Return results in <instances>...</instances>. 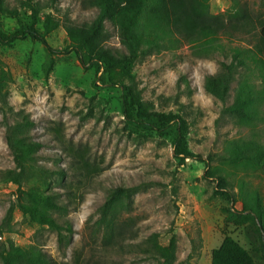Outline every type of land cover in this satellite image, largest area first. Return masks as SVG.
Segmentation results:
<instances>
[{
    "label": "rangeland",
    "instance_id": "374dc122",
    "mask_svg": "<svg viewBox=\"0 0 264 264\" xmlns=\"http://www.w3.org/2000/svg\"><path fill=\"white\" fill-rule=\"evenodd\" d=\"M6 1L21 17L31 15L27 0ZM33 1L40 7L50 4V0ZM237 1L259 19L264 17V0ZM233 3L209 0L210 13L223 14ZM50 13L62 26L47 36V45L31 39L0 44L1 86L8 96V108H0V264L9 241L15 247L40 249L58 264H160L131 248L153 233L160 234L162 244L176 235L175 264H212L213 253L228 238L252 252L260 225L242 199L240 183H246L249 194L258 193L264 214V156L259 169H245L235 167L225 150L228 142L240 139L264 146V104L251 126L223 113L250 69L232 84L226 102L204 87L206 77L216 74L221 62L231 60V48L248 47L249 40L222 36L224 48L207 56H199L194 45L183 41L159 52L149 50L132 67L97 73L75 53L64 51L69 39L63 24L67 20L89 24L98 10L90 0H59L55 9L43 8L40 19ZM1 19L6 31L15 29L14 19ZM105 29L107 47L124 51L118 27L107 21ZM50 49L56 53L50 55ZM50 58L53 63L47 73ZM251 70H255V87L261 90L264 82L254 65ZM132 83L141 90L142 103L152 110L186 119L184 147L192 157L181 161L183 155H175V127L160 133L127 122L122 86ZM23 116L33 124L27 136L41 148L35 166L28 165L16 185L8 182L9 171L19 172L8 136ZM54 172L65 173L63 184ZM220 177L228 182L233 201L218 193ZM120 187L136 191L129 210L120 215L133 224L126 229L123 247L108 249L97 222L109 193ZM36 192H54L67 205L55 216L72 225L68 245L47 224L24 213L26 205L42 209L31 198Z\"/></svg>",
    "mask_w": 264,
    "mask_h": 264
},
{
    "label": "trees",
    "instance_id": "16d2710c",
    "mask_svg": "<svg viewBox=\"0 0 264 264\" xmlns=\"http://www.w3.org/2000/svg\"><path fill=\"white\" fill-rule=\"evenodd\" d=\"M59 0H50L49 6L40 7L33 0H27L25 6L31 15L24 17L16 9H10L6 0H0V44L14 45L16 42L31 39L47 45V36L62 26L61 20H54L50 13L40 19L43 8L55 9ZM90 6L98 10L96 18L89 24H75L67 20L63 26L69 39L66 53H75L84 66L92 67L97 73L113 72L116 68L132 67L134 62L149 50L158 52L166 48L176 47L186 41L195 46L199 56L224 48L221 37L227 39L249 40L248 47L231 48V60L220 63L216 74L205 79V90L216 99L226 102L232 84L237 82L244 72L250 74L239 80V86L233 103L223 110L224 114L239 119L245 125H253L259 120L260 106L264 104V83L261 90L256 89L252 77L257 68L259 78L264 82V17H256L249 7L237 0L225 13H210L209 0H90ZM1 16L14 19L16 27L13 31L3 28ZM109 21L118 27L119 39L124 51L112 50L107 47V31L105 23ZM41 24V27L38 25ZM56 53L50 49V55ZM52 58L47 62V73L52 67ZM0 65V108H8L7 94L3 93L1 80L4 71ZM116 85V84H115ZM142 92L134 83L122 86V108L130 125L146 128L149 126L160 133H169L176 128L174 141L175 155L181 158L192 157L184 147L185 132L188 124L185 118L171 114L158 113L142 103ZM29 116L15 125L14 131L8 136V145L12 151L18 173L9 171L8 182L20 185L21 178L28 165L35 166L34 157L41 148V143L27 136L32 127ZM225 154L235 167L260 168V158L264 156V146L253 140H232L227 143ZM65 177L64 172H54ZM220 179V180H219ZM218 193L226 194L233 201L234 194L228 182L220 177ZM230 190V191H229ZM242 199L249 211L254 214L260 225V236L254 244L252 252L234 240L226 239L221 247L212 255V264H264V214L261 212L258 193L249 194L245 182L240 183ZM136 191L134 189L117 188L111 191L103 206L97 226L103 229V241L111 249L123 247L126 229L133 222L121 219V213L129 210V201ZM34 199L42 209H34L31 205L24 206V213L47 224L59 237L60 242L69 244L68 235L73 234L69 222H59L55 214L67 210L61 204L60 196L54 192L33 193ZM120 216V217H119ZM11 231V230H9ZM1 233V232H0ZM160 234L153 233L142 244L132 245L146 257L156 258L160 264H175L177 261V238L172 234L167 244H162ZM65 239V241H64ZM3 264H58L40 249L15 247L9 241L4 248ZM255 259V260H254ZM78 264V263H77ZM186 264H192L186 261Z\"/></svg>",
    "mask_w": 264,
    "mask_h": 264
}]
</instances>
